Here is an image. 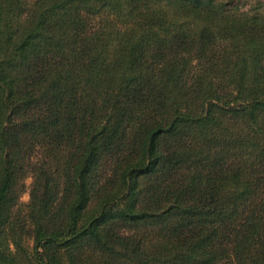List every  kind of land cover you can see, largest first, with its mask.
I'll list each match as a JSON object with an SVG mask.
<instances>
[{
    "label": "trees",
    "instance_id": "1",
    "mask_svg": "<svg viewBox=\"0 0 264 264\" xmlns=\"http://www.w3.org/2000/svg\"><path fill=\"white\" fill-rule=\"evenodd\" d=\"M0 264H264V0H0Z\"/></svg>",
    "mask_w": 264,
    "mask_h": 264
},
{
    "label": "rangeland",
    "instance_id": "2",
    "mask_svg": "<svg viewBox=\"0 0 264 264\" xmlns=\"http://www.w3.org/2000/svg\"><path fill=\"white\" fill-rule=\"evenodd\" d=\"M32 182L31 178H25L21 184V192L19 194V199H18V206H17V210L21 213V215H24L26 212V205L29 202V190H30V184ZM24 225H26V227H30L28 225V223L24 220ZM25 241L27 243V245H31V240L28 238V236H25Z\"/></svg>",
    "mask_w": 264,
    "mask_h": 264
}]
</instances>
